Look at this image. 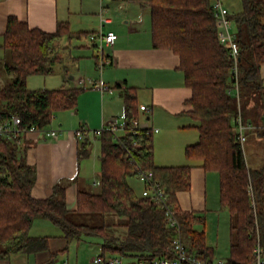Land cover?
<instances>
[{"label": "trees", "instance_id": "1", "mask_svg": "<svg viewBox=\"0 0 264 264\" xmlns=\"http://www.w3.org/2000/svg\"><path fill=\"white\" fill-rule=\"evenodd\" d=\"M139 2L151 9L154 47L179 55L185 83L192 90L186 101L190 106L187 112L197 121L199 140L186 146L185 154L201 161L203 168L219 173L220 202L230 213V255L225 264H252L257 242L264 250V166L248 165L238 140L237 117L241 115L244 123L250 119L257 125L264 117V0H241L242 9L229 14L240 46L239 97L229 93L236 82L232 75L234 59L218 39L211 0ZM84 33L73 32L67 22H59L55 31H46L9 16L1 47L11 82L0 86V121L15 113L20 115L23 127L42 128L51 125L57 111L77 106L84 87L63 84L53 89H30L27 81L34 74L69 73L67 66L63 68L61 48L66 45L61 40ZM95 58L98 62V47ZM117 86L123 88L125 145L110 131H103L99 137L100 188L97 192L79 191L76 213L67 208L63 183H58L47 198L33 196L37 169L27 162V146L0 136V260L48 249V236L31 234L35 220L44 218L60 227L68 240L82 235L102 237L99 256L104 259L110 252L137 256L139 264H153L158 257H172L174 241L180 237L202 264L216 261L205 232L195 227L204 223V217L181 209L178 203L177 192L191 187L192 166L155 163L154 132L132 130L139 110L136 88L121 83ZM257 128L264 134V125ZM92 147L87 132L79 145V159L88 157ZM136 166L153 172V181L164 189L176 211L179 229L167 224L165 209L142 191L138 194L130 183L131 177L139 179ZM106 213L122 215L125 220L97 224L87 222L89 218L77 219V215L86 218Z\"/></svg>", "mask_w": 264, "mask_h": 264}, {"label": "crops", "instance_id": "2", "mask_svg": "<svg viewBox=\"0 0 264 264\" xmlns=\"http://www.w3.org/2000/svg\"><path fill=\"white\" fill-rule=\"evenodd\" d=\"M112 5L121 10L122 26L112 27L114 20L109 16ZM11 15L26 21L31 27L46 31H55L59 22H67L73 32H85L81 37L65 36L62 40L69 43L63 44H73L76 50L79 49L80 54H73L72 50L70 52L76 61L93 59L96 68L98 62L95 54L100 43L91 39V34L113 30L118 35L113 45L105 44L107 50L104 48V53L110 62L103 67L102 73L89 79L88 85L83 77L76 78L72 74L67 78L59 74L66 86L85 88L75 108L54 115L57 123L49 127L59 129V136L52 138L36 131L23 134L27 162L37 169L33 196L47 198L58 183H63L66 186L67 208L76 213L79 191L99 190V137L103 131L109 130H102L100 134L94 131L102 127L106 129L112 122L125 123L123 88L117 85L133 86L139 104L138 119L158 128L154 132L155 163L192 166L190 189L177 192L180 208L204 217V223L195 227L205 232L206 243L214 249V256L230 252V213L220 202L219 173L203 168L201 161L189 159L185 154L186 146L199 140V130L195 127L197 121L187 112L190 106L186 101L192 96V90L185 83L179 55L167 48L154 47L150 7L142 5L139 0H0L2 59H5L1 47L3 34ZM103 18L107 21L102 22ZM78 27H86L87 30H76ZM262 76L264 79V66ZM99 83L105 87H98ZM141 105H146L147 109H141ZM248 121L245 123L249 127L247 129H253L256 124L250 119ZM261 125H264V117L255 127ZM80 127L88 130L93 141L91 154L82 159H79L78 149L85 137L77 135L76 131ZM119 133L124 132L120 130ZM141 184L142 191L144 183L141 181ZM96 216L89 215L86 218L94 219ZM82 218L77 215L78 220ZM31 234L48 236V249L32 254H14V264H74L71 262L73 257L76 264H85V261L90 264L101 254L102 237L82 235L68 240L63 230L48 219H36ZM97 238L102 242L95 240ZM54 253L58 254L50 260ZM109 253L107 255L110 257L118 254ZM60 260L63 261L59 263ZM0 264H11V259L0 260Z\"/></svg>", "mask_w": 264, "mask_h": 264}, {"label": "built area", "instance_id": "3", "mask_svg": "<svg viewBox=\"0 0 264 264\" xmlns=\"http://www.w3.org/2000/svg\"><path fill=\"white\" fill-rule=\"evenodd\" d=\"M211 7L216 19L217 26V35L220 43L226 46L230 54L234 59V65L232 68L233 79L236 80L233 87L229 88V93L239 97V82H238V58L240 55V46L237 41V35L233 20L229 17L230 10L225 5L223 0H211ZM107 21L106 18L102 19V22ZM118 35L115 31L109 30L104 33L102 31L98 33H92L91 39L99 41L100 45L98 46V67L102 70L103 67L110 62L109 58L104 53V44L113 45L117 39ZM100 88L105 86L102 83L97 85ZM141 109H147L146 105H141ZM249 128L243 122L241 115L237 117V131H238V140L240 143L244 144L246 141V129ZM124 124H118L112 122L106 129L102 127L101 129L95 130V133H101L102 130H109L115 137L116 141H119L121 144H124V139L119 131L124 132ZM147 129L148 131L157 132L158 128L152 127L148 123L141 122L138 118L132 121V130L140 131ZM28 131L44 132L48 137L57 138L59 136V129L52 128L49 126L46 127H37L36 125H31L30 127L22 126V119L18 114H11V116L3 121H0V136H9L13 139L21 142L23 139V134ZM87 129L80 127L76 133L80 138H84ZM133 145H137V142L134 141ZM128 154L131 155V150L129 146L125 147ZM138 171L139 179L144 183L145 187L142 190L143 195L150 196L152 200L158 204L161 208L165 209V216L167 224L172 227L179 229V220L176 216V211L174 207L168 202L167 196L163 188L159 186L158 183L153 181V172L150 170L142 169L139 166H136ZM174 255L172 257H158L152 261L153 264H202V261L197 259L191 252H189L188 246L184 241L178 237L173 244ZM255 259L252 264H264V250L260 242H257V245L254 250ZM93 264H121V259L119 257H109L104 259L100 256L96 257ZM212 264H225V261L218 259Z\"/></svg>", "mask_w": 264, "mask_h": 264}, {"label": "rangeland", "instance_id": "4", "mask_svg": "<svg viewBox=\"0 0 264 264\" xmlns=\"http://www.w3.org/2000/svg\"><path fill=\"white\" fill-rule=\"evenodd\" d=\"M223 1L231 12H239L242 9L241 0H223ZM120 13H121V10L118 7H115L113 5L111 6V12L109 13V16H112L111 18L114 20L112 27H119L120 25L121 26L123 25L124 22L122 20ZM79 28L80 29L85 28L87 30L86 27H78L76 28V30H78ZM64 42L69 43V41L62 40L61 44H63ZM103 47L106 48L107 50V46L105 44L103 45ZM61 49H62L61 52L63 53V56H64L63 68L67 66L69 70V73L66 74L67 78L70 77V75L72 74L76 76V78L83 77L86 79V85H88L90 78H92L94 75H98L99 72L102 73L101 72L102 70L99 67L96 68L95 63H94L95 61L93 59L87 60L84 58V59H81L79 62L76 60L73 61L69 57L71 55L70 53L71 50L73 51V54L74 53L80 54L79 49L76 50L73 44H68ZM57 69H59V66ZM9 82H10V78L5 70L4 59L0 58V86H4L5 84H8ZM27 82H28L27 83L28 87L31 89H38V88H44V87L53 89V88L61 87L64 84L62 77L58 73L51 74V75L34 74V75L29 76ZM58 113L60 112L57 111L54 115L57 116ZM251 116H253V114ZM56 118L57 117H54V120L51 123L52 126L56 125L57 123ZM254 124H256V122H254ZM256 125H254L253 129H246L245 131L246 141L243 144L244 152H245L244 154H245L247 163L251 168H261L264 166V134L262 133L261 128L255 127ZM100 169H101L100 161L98 159L97 161L98 172L100 171ZM130 183L134 186L137 193L141 194V188H142L141 181L138 180V178L136 177H131ZM83 218H82L83 220L87 219L85 217ZM103 220L105 222H122L123 220H125V217L122 215L114 214V213H106L104 215H99L95 220L94 219L92 220L89 218L87 222L100 224L101 222H103ZM95 240H99L100 242H102L100 238H97ZM229 255H230V252L225 251L224 253L219 254L218 256L215 255V259L218 260L221 257L227 258ZM113 256L119 257L121 259V264H139L137 261V256L120 255V254H116ZM62 261L63 260H60L59 263ZM71 262L76 264V259L74 257L71 258ZM85 262H86L85 264H88L87 261ZM11 264H14L13 256L11 257ZM90 264H93V263L91 262Z\"/></svg>", "mask_w": 264, "mask_h": 264}]
</instances>
